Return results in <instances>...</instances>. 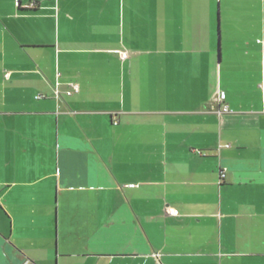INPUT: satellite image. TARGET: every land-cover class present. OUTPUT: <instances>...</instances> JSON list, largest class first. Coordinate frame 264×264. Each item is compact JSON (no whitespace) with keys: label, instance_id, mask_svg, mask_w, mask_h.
Instances as JSON below:
<instances>
[{"label":"crops","instance_id":"crops-1","mask_svg":"<svg viewBox=\"0 0 264 264\" xmlns=\"http://www.w3.org/2000/svg\"><path fill=\"white\" fill-rule=\"evenodd\" d=\"M259 39L264 0H0V264H264Z\"/></svg>","mask_w":264,"mask_h":264},{"label":"built area","instance_id":"built-area-1","mask_svg":"<svg viewBox=\"0 0 264 264\" xmlns=\"http://www.w3.org/2000/svg\"><path fill=\"white\" fill-rule=\"evenodd\" d=\"M258 42L261 44V47H262V63H263V67H264V39H259ZM123 58H126L127 57V54L126 53H123L122 54ZM58 85H59V82L57 83V88H56V95L59 96L60 94V91L58 89ZM70 87L71 89L68 90V94H72L74 92H78L79 91V86L75 83H71L70 84ZM37 97H40V95H38ZM225 99H226V93L225 91H219L218 93V102L220 104V107L216 110V112L221 115L223 113H229L231 112L228 104L225 103ZM225 177V174L223 173L222 174V177H221V180ZM168 212L172 215H177L178 214V211L173 208V207H168ZM24 264H35L33 261L31 260H27L25 261Z\"/></svg>","mask_w":264,"mask_h":264}]
</instances>
